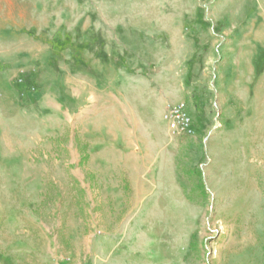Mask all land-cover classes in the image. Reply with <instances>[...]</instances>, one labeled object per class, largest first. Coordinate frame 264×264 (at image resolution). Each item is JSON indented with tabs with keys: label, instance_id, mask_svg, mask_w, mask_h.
<instances>
[{
	"label": "rangeland",
	"instance_id": "obj_1",
	"mask_svg": "<svg viewBox=\"0 0 264 264\" xmlns=\"http://www.w3.org/2000/svg\"><path fill=\"white\" fill-rule=\"evenodd\" d=\"M0 11L29 27L0 62V261L56 236L70 255L74 233L115 264H264V0ZM177 103L191 135L168 126Z\"/></svg>",
	"mask_w": 264,
	"mask_h": 264
},
{
	"label": "crops",
	"instance_id": "obj_2",
	"mask_svg": "<svg viewBox=\"0 0 264 264\" xmlns=\"http://www.w3.org/2000/svg\"><path fill=\"white\" fill-rule=\"evenodd\" d=\"M27 28L29 27L25 26V24L23 23H19L18 21H11L10 15L8 13L0 11V62L10 57V44L16 45L17 43H19L17 40L22 37L21 35L25 34ZM262 44L264 45V42ZM24 52L25 51L22 49V47H15V49L13 50L14 57H12L18 58L19 55L23 54ZM29 53L35 54L32 49H29ZM23 56L25 57L24 59L32 58L26 57L25 55ZM1 69L2 68H0V74L2 72ZM5 86L8 88L10 84L6 83ZM40 139L41 136L39 137V140ZM25 231V229L15 226H9L7 229V232L9 234L20 237L23 236ZM73 234H71L68 238L69 244L71 245V249L68 250V252L71 253L70 255L65 254L66 248L58 242V238L55 235L56 238L53 241L48 239L44 245L41 244L38 248H36V246H33L32 244L29 245L22 242H20V245H17L18 249H21L22 251L28 250L29 252H31L41 250V253H44L45 255L39 254L38 258H36L34 255H25L21 258V255L15 257L14 254L11 253L7 257H5V260L0 261V264H29V261L34 262L35 258L37 259V264H115L112 258H110L111 255L109 254L110 256H107V253L111 252L110 249H107L105 246L96 247L91 245L90 234L85 236V239L83 241L85 242V246L83 247L82 252H79V247H74L75 237L73 236ZM78 253L80 255L81 253H83L84 256L87 255V259L84 260L82 258L84 256L82 255V257H80ZM13 257L16 259H14Z\"/></svg>",
	"mask_w": 264,
	"mask_h": 264
},
{
	"label": "built area",
	"instance_id": "obj_3",
	"mask_svg": "<svg viewBox=\"0 0 264 264\" xmlns=\"http://www.w3.org/2000/svg\"><path fill=\"white\" fill-rule=\"evenodd\" d=\"M170 130L177 135L195 132L194 119L185 103L171 104L165 114Z\"/></svg>",
	"mask_w": 264,
	"mask_h": 264
},
{
	"label": "trees",
	"instance_id": "obj_4",
	"mask_svg": "<svg viewBox=\"0 0 264 264\" xmlns=\"http://www.w3.org/2000/svg\"><path fill=\"white\" fill-rule=\"evenodd\" d=\"M69 43L68 39L63 40L62 38L58 37L57 34L54 35L53 39H52V44H53V48L54 49H58V48H62L65 47L67 44ZM21 82L18 84V86L20 87V89H24L26 87V82L24 80V74H21ZM33 92H36V89L34 88ZM88 157V154H85L83 156V161L86 160Z\"/></svg>",
	"mask_w": 264,
	"mask_h": 264
}]
</instances>
